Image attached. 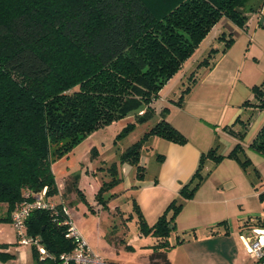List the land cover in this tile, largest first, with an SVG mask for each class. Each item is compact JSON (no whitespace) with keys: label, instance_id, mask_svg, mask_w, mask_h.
<instances>
[{"label":"trees","instance_id":"trees-1","mask_svg":"<svg viewBox=\"0 0 264 264\" xmlns=\"http://www.w3.org/2000/svg\"><path fill=\"white\" fill-rule=\"evenodd\" d=\"M263 1L0 0V204L7 208L0 222H11L15 207L31 200L32 196L25 197V193L45 188L46 198L57 195L52 163L89 135L126 118L115 143L136 124L150 120L156 114L153 101L211 29L223 20L244 28L248 15L259 12ZM218 38L223 46L212 45L196 68L188 72L187 85L175 104H181L202 70L214 65L217 53L231 45L234 35L223 32ZM251 91L253 100L247 99L242 105L264 112V78ZM141 108L144 110L133 120L128 117ZM168 112V106H164L160 119L119 153L120 163L135 166L137 179L145 175L140 154L149 137L187 142V137L166 119ZM251 119L237 116L231 126L224 127L237 138L230 151L218 154L216 145L202 152L196 170L179 190L180 198L173 199L155 223L147 224L132 199L139 233L158 239L150 255L153 264H168L165 249L195 236L194 232H183L176 234L173 244L167 240L176 229L182 200L192 198L207 177L208 173H202L205 161L216 164L230 157L243 165L248 162L241 160L237 151L242 148ZM249 146L264 155V122ZM97 152L92 146L91 156ZM162 158V154L157 155L158 160ZM107 170L109 180L95 194L101 205L106 201L104 194L121 180L115 162ZM73 179L72 189L79 194L77 176ZM263 197L259 195L261 200ZM81 199L86 201L84 196ZM55 204L58 213L34 209L26 219L27 234L36 238L47 253L41 259L33 245L34 264H63L60 255L73 248V241L65 237L68 226L64 220L68 216L61 211L63 203ZM242 227L264 228V217H248Z\"/></svg>","mask_w":264,"mask_h":264},{"label":"crops","instance_id":"crops-1","mask_svg":"<svg viewBox=\"0 0 264 264\" xmlns=\"http://www.w3.org/2000/svg\"><path fill=\"white\" fill-rule=\"evenodd\" d=\"M248 16L244 28L223 20L211 29L201 45L213 41L220 31L232 32L233 42L224 52L217 53L211 68L202 70V75L184 95L180 105L175 104L174 99H168L166 119L187 137V142L178 144L154 136L163 146V158H156L155 169L150 175L146 171L143 179H137L135 175L127 183L148 225L155 223L173 199L180 198L179 190L196 170L202 152L215 143L224 146L223 155L230 151L237 138L225 126H231L237 116L247 119L255 113H259V120L264 122L263 111L242 105L247 99L253 100L251 87L264 78V1L259 12ZM212 175H207L192 198L182 200L183 206L175 219L176 233L194 232L195 236L165 249L168 264L255 262L240 235L248 233L242 227L246 218L261 215H254L256 213L251 209L233 204L249 196L256 197L257 193L227 197L224 192L233 188L234 183L227 177L224 182L205 185ZM57 197L49 199L56 202L54 198ZM57 202L65 205L63 201ZM6 209V205L1 203L0 216L5 214ZM69 217L72 220L70 213ZM221 221L225 223L217 226ZM211 228H218L219 231L211 233ZM175 236V233L169 235V244L174 243ZM151 237L152 241L142 245L146 247L142 256L144 261L126 263L153 264L150 255L158 239ZM32 246L18 242L17 233L10 222H0V264H34Z\"/></svg>","mask_w":264,"mask_h":264},{"label":"rangeland","instance_id":"rangeland-1","mask_svg":"<svg viewBox=\"0 0 264 264\" xmlns=\"http://www.w3.org/2000/svg\"><path fill=\"white\" fill-rule=\"evenodd\" d=\"M222 33L220 31L213 41L200 44L194 54L185 62L183 68L165 84L159 97L152 103L156 114L150 120L136 124L133 130L116 139L114 143L116 134L128 119L115 121L98 129L77 144L67 155L52 163L55 181L60 189L58 197L54 198V201L64 202L72 218V224L85 236L89 247L96 254L118 262L137 261L142 263L144 261L142 256L146 247L142 245L152 241V237L150 234L139 233L137 218L132 209L134 193L127 185L135 177V166L120 163L119 153L138 140L160 119L159 112L167 105L168 99H174V101L178 99L182 89L187 85L188 72L196 68L197 62L206 56L212 45L223 46L222 41L218 38ZM143 110L141 108L131 112L128 117L133 120L134 116ZM258 114L255 113L252 116V124L241 141L242 148L237 151L241 160L248 159V162L243 165L239 160L230 157H223L216 164L212 160H206L202 173L213 174L205 184L208 186L218 181L224 182L229 178L234 183V187L224 192L227 197L256 192V197L249 196L238 203L236 200L233 205L238 204L245 209H251L256 213L254 215L264 217V197L262 200L258 197L260 194L264 195V155L249 146L251 139L263 123L262 120H259ZM216 145L215 143L212 147ZM92 146L97 148L96 156H91ZM223 147V145L217 146L216 153L225 151ZM162 150L163 146L156 141L154 136L149 137L144 143L141 149L140 163L146 167L147 174L150 175L154 171L157 155L161 154ZM113 162L117 164L121 180L112 185L104 194L106 201L104 205H101L97 203L95 194L101 184L109 180L107 167ZM74 176H77L76 186L80 189L79 194L72 189L75 182ZM81 196H84L86 201L81 199ZM51 199L53 200L52 197ZM176 232L175 229L171 233H183Z\"/></svg>","mask_w":264,"mask_h":264},{"label":"built area","instance_id":"built-area-1","mask_svg":"<svg viewBox=\"0 0 264 264\" xmlns=\"http://www.w3.org/2000/svg\"><path fill=\"white\" fill-rule=\"evenodd\" d=\"M32 196L31 200H24L19 203L11 213V225L15 229L18 242L21 244L34 245L40 253V258L47 255L45 248L39 244L38 240L27 234L26 219L34 209H47L58 213L55 202L45 197V188L40 192L25 193V197ZM61 211L68 216L64 220L67 224L65 237L73 241V248L70 251L60 255L63 264H130L109 260L91 250L86 240L81 236L79 231L72 224L69 217L68 209L62 205ZM247 252L255 259L254 264H264V228L253 227L248 230L247 234L240 235Z\"/></svg>","mask_w":264,"mask_h":264},{"label":"water","instance_id":"water-1","mask_svg":"<svg viewBox=\"0 0 264 264\" xmlns=\"http://www.w3.org/2000/svg\"><path fill=\"white\" fill-rule=\"evenodd\" d=\"M239 12L241 13V12H243V10L239 9Z\"/></svg>","mask_w":264,"mask_h":264}]
</instances>
